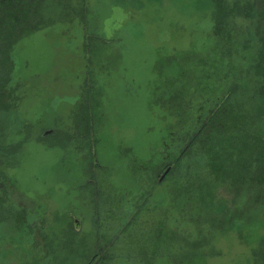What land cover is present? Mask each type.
I'll return each mask as SVG.
<instances>
[{"label": "rangeland", "instance_id": "obj_1", "mask_svg": "<svg viewBox=\"0 0 264 264\" xmlns=\"http://www.w3.org/2000/svg\"><path fill=\"white\" fill-rule=\"evenodd\" d=\"M19 1L14 48L0 31V160L9 158L0 181H15L19 192L9 198L0 188V264H264L263 149L253 152L252 175L247 158L233 162V147L222 153L224 184L196 183L197 200L156 160L176 143L175 114L197 105L192 86H210L224 66L216 3L24 0L27 15ZM256 6L264 14V0ZM246 51L231 60L243 94L264 75V54L257 73L247 72L257 57ZM259 92L256 110L264 107ZM126 200L135 215L119 234L130 220Z\"/></svg>", "mask_w": 264, "mask_h": 264}, {"label": "trees", "instance_id": "obj_2", "mask_svg": "<svg viewBox=\"0 0 264 264\" xmlns=\"http://www.w3.org/2000/svg\"><path fill=\"white\" fill-rule=\"evenodd\" d=\"M21 2H23L22 4L26 10L25 13L28 15L29 9L28 7L25 8V1L22 0ZM213 3H216L217 7L213 13L215 23L213 30L216 40L220 42L218 48L220 54L223 55L225 59L221 63V65L224 64V66L221 67V73L215 80L213 79L214 81H212L210 86H206L204 81H199L201 84L196 82L195 85L192 86L194 87L193 91L188 95L193 94L196 97L197 105L194 107L192 106V108H187L184 110V113L175 114V121L171 123L169 127H175L172 136L176 138V143L172 144L166 152L161 151L156 155V160L161 170L170 168L167 176H170L172 173L177 175V177L181 179L179 180V184L183 183V186L186 185L190 191L188 196L193 197L195 200L200 198V192L194 195L199 189H194L196 183H205V181L211 182L216 191H219L220 186L224 184V181H219L223 178L221 171L228 172L227 170L229 169L227 165L229 164L223 161V157H221L222 153H227V151L233 147L240 154L238 159H235L233 162L243 157L247 158L250 162L248 171L252 175L259 170V167H256L253 152L256 149L264 150V143H262L264 140L258 134L255 127V123H257V126L264 128V107L262 106L256 110L257 105L255 104L256 99L262 96L259 91L264 87L262 86V84L264 85V75H260L259 79H256L258 82L254 80L251 92L248 91L243 94L239 86L237 87L236 80L232 76V73H234L232 70L234 69L231 64V60L234 57L247 52L246 49H253L252 55L257 57V60L253 63L254 58L252 60L249 59L246 71L249 72V70L252 69L253 72H256L257 66L260 65L258 62L260 61V56L264 54V14H262L259 7L256 6V0H219V3L213 0ZM19 4V0H0V31L2 35L4 33L6 34L5 44L9 48H14L17 42V27L21 24L19 14H22L21 10H23ZM245 28L255 29L256 34H258L257 40L253 41V39L256 38L254 30H252L247 37H242ZM2 35L1 37H3ZM256 41H261V43L258 45L255 43ZM237 46L239 48H237ZM8 52L9 50H6L1 54L5 57V53ZM245 59L246 58H244V60ZM3 64H7V62H3ZM8 66L9 68L11 67L10 64H8ZM2 70L3 66L0 67L1 74ZM202 79L203 78L200 80ZM216 81H219V83L217 84ZM7 82V79H2V86L4 87ZM2 99L3 95H1L0 91V101H2ZM160 100H162V98L159 96V101ZM241 100H243V102ZM208 128H210L211 131L207 132ZM192 145L198 146L199 149L197 148L196 151L192 150L190 155H187L186 153ZM3 148H6L5 145H0L1 153L6 150ZM200 152L202 155L206 154L210 159L214 160H216V154V156H218V162L217 160L214 163L205 162ZM4 154L8 155L6 152ZM162 154L166 157L165 161L161 159ZM170 157H172V159H170ZM8 162L9 158H5V161L3 159L0 160V164ZM210 164H213V169L210 168ZM1 165L3 166V164ZM215 171L219 172L216 177L213 173ZM259 172L262 173V171ZM5 176L7 177L6 173ZM263 180L264 179L260 181L262 182ZM163 182L159 179L158 184H155L147 195L150 197V194L155 191V188L159 187ZM2 183L4 184L1 185L0 188L4 190L3 196L8 194V197L11 198L12 196L16 197L19 195L17 189L14 186L13 188L11 187L12 184H17L15 181H0V184ZM192 190L195 191L192 192ZM143 192L146 194V190L143 191L142 188L140 194ZM185 195L183 194L181 196L182 198L178 199L179 202L188 200V196L183 198ZM121 205L127 208L124 213L129 212L130 220L122 227L119 234L124 233L126 228L132 224L131 221L135 215V211L130 213L131 201L126 200L125 203L123 201ZM262 207H264V205ZM20 211L27 215L26 209L20 208ZM16 212H18V209ZM30 216L29 214L28 218ZM243 228L247 227L242 226L241 229ZM262 229H264V225ZM97 231H100V229L97 228ZM257 240L253 245L254 247L257 245ZM94 258H96L97 262L98 260L102 262L103 254H95ZM88 264H90V262Z\"/></svg>", "mask_w": 264, "mask_h": 264}, {"label": "water", "instance_id": "obj_3", "mask_svg": "<svg viewBox=\"0 0 264 264\" xmlns=\"http://www.w3.org/2000/svg\"><path fill=\"white\" fill-rule=\"evenodd\" d=\"M76 225H77V226L79 225V222H78V221H76Z\"/></svg>", "mask_w": 264, "mask_h": 264}]
</instances>
